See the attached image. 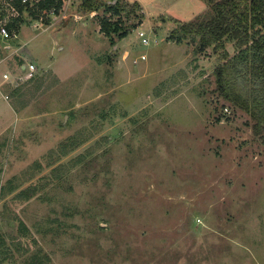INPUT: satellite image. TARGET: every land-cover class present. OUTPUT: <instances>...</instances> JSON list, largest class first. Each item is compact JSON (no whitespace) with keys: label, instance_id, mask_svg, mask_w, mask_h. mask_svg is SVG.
Segmentation results:
<instances>
[{"label":"rangeland","instance_id":"obj_1","mask_svg":"<svg viewBox=\"0 0 264 264\" xmlns=\"http://www.w3.org/2000/svg\"><path fill=\"white\" fill-rule=\"evenodd\" d=\"M64 1L0 35V264H264V146L211 49L174 41L208 4L120 0L140 10L119 39ZM16 16L0 0V27Z\"/></svg>","mask_w":264,"mask_h":264},{"label":"trees","instance_id":"obj_2","mask_svg":"<svg viewBox=\"0 0 264 264\" xmlns=\"http://www.w3.org/2000/svg\"><path fill=\"white\" fill-rule=\"evenodd\" d=\"M106 1L84 0L82 11L91 13L103 7L108 16L100 20L101 32L107 37L114 35L122 39L128 35V30L122 24L121 14L133 15L140 6L120 0H115V4ZM204 1L208 4L207 13L180 23L174 41L188 40L196 44L199 53L211 49L219 61L213 72L218 97L247 116L253 138L264 146V0ZM63 4L64 0H28L25 3L13 0L18 16L8 21L6 28L9 33L17 34L25 13L36 20L48 17L51 11L58 16ZM44 23L48 24V19ZM227 44H231L232 54ZM23 193L25 199L30 196ZM20 230L26 231L23 225ZM2 244L0 236V250Z\"/></svg>","mask_w":264,"mask_h":264},{"label":"built area","instance_id":"obj_3","mask_svg":"<svg viewBox=\"0 0 264 264\" xmlns=\"http://www.w3.org/2000/svg\"><path fill=\"white\" fill-rule=\"evenodd\" d=\"M8 2V7L10 10H12L13 12H15L17 14V12L15 11L14 6L12 5V1L13 0H6ZM28 0H21V3H25ZM50 15H53V11L50 12ZM54 16V15H53ZM0 35L3 36L5 39H8L12 36V38H16L17 34L16 33H9V31L6 28V24L5 25H1L0 27ZM144 34H140V37H142ZM144 43H147L146 40H143ZM145 57H142V59H144ZM9 58L7 57H0V68L3 67L7 60ZM20 72H22V76H20L18 79H23L25 81L31 80L34 72H35V66L32 63H26L24 64V70H22V66L19 67ZM15 74H12V71H4L1 73L0 75V81L2 82V84H11L12 80L14 78ZM14 83V82H13ZM16 83V81H15ZM3 98L5 100H7L9 98V95L7 93L1 92Z\"/></svg>","mask_w":264,"mask_h":264},{"label":"crops","instance_id":"obj_4","mask_svg":"<svg viewBox=\"0 0 264 264\" xmlns=\"http://www.w3.org/2000/svg\"><path fill=\"white\" fill-rule=\"evenodd\" d=\"M64 3H65V1H64ZM53 24H51V25H49V26H52ZM49 26H46L45 27V29L46 28H48ZM18 36V35H17ZM11 47L10 46H7V47H5V49H10ZM17 54V56H18V51L17 50H14V51H11V53L7 56V58H9L11 55H16ZM3 68V67H2Z\"/></svg>","mask_w":264,"mask_h":264},{"label":"water","instance_id":"obj_5","mask_svg":"<svg viewBox=\"0 0 264 264\" xmlns=\"http://www.w3.org/2000/svg\"><path fill=\"white\" fill-rule=\"evenodd\" d=\"M116 1L109 2L111 4H115ZM22 70H24V65H22Z\"/></svg>","mask_w":264,"mask_h":264}]
</instances>
